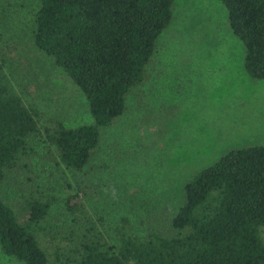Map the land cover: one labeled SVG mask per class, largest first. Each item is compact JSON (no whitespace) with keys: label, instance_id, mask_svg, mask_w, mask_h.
Returning a JSON list of instances; mask_svg holds the SVG:
<instances>
[{"label":"rangeland","instance_id":"rangeland-1","mask_svg":"<svg viewBox=\"0 0 264 264\" xmlns=\"http://www.w3.org/2000/svg\"><path fill=\"white\" fill-rule=\"evenodd\" d=\"M37 8L38 0H0L2 81L36 109L42 134L58 122L90 124L82 93L52 57L32 45ZM243 54L219 2L175 0L149 78L128 93L123 115L102 130L90 163L79 172L56 165L45 136L34 135L27 169L6 172L2 197L19 221L32 193L54 198L42 224L46 247L65 244L73 226L71 202L82 204V229L95 228L108 246L118 244L117 228L138 238L172 235L170 218L188 179L231 147L264 144V81L245 73ZM0 264L22 263L0 252Z\"/></svg>","mask_w":264,"mask_h":264},{"label":"trees","instance_id":"trees-1","mask_svg":"<svg viewBox=\"0 0 264 264\" xmlns=\"http://www.w3.org/2000/svg\"><path fill=\"white\" fill-rule=\"evenodd\" d=\"M215 1L242 44L245 73L264 81V0ZM174 2L38 0L32 45L52 57L82 93L92 121L76 127L58 122L42 134L36 109L25 106L0 75V189L7 171L27 169L34 135L45 136L56 165L79 172L90 163L102 130L123 115L128 93L149 78ZM54 201L32 193L25 199L26 218L19 221L0 193L4 256L22 264H264V144L231 147L188 179L170 218L172 235L138 238L117 228L118 244L108 246L95 228L82 229V204L71 202L73 226L65 244L46 247L42 224Z\"/></svg>","mask_w":264,"mask_h":264}]
</instances>
